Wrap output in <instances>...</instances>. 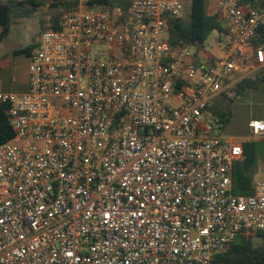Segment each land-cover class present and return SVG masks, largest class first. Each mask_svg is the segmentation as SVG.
<instances>
[{
	"label": "built area",
	"instance_id": "built-area-1",
	"mask_svg": "<svg viewBox=\"0 0 264 264\" xmlns=\"http://www.w3.org/2000/svg\"><path fill=\"white\" fill-rule=\"evenodd\" d=\"M216 1V55L169 46L179 0L81 5L42 31L28 90L0 92L14 132L0 144V264H211L240 231H264V170L251 194L231 192L242 143L209 110L236 72L264 73V7ZM249 130L264 140V119Z\"/></svg>",
	"mask_w": 264,
	"mask_h": 264
},
{
	"label": "trees",
	"instance_id": "trees-1",
	"mask_svg": "<svg viewBox=\"0 0 264 264\" xmlns=\"http://www.w3.org/2000/svg\"><path fill=\"white\" fill-rule=\"evenodd\" d=\"M55 1L62 7V13L75 9L80 5L78 0ZM242 2L255 7H264V0H242ZM107 4V0H88L84 3L87 7H102ZM37 5L36 0H0V43L8 35L14 20L28 16L31 10H36ZM122 11L125 13L127 8ZM61 14L50 20L53 29L57 28V22ZM165 31L167 42L171 48L188 45L198 53L204 51V43L207 37L212 32H222V29L216 16L206 14L204 0H192L188 20H184L180 16L168 15ZM253 45L255 47L264 46V26L259 30ZM33 48L34 44L13 51L12 55L28 58ZM262 76V79H264V75ZM244 82L245 79H242L235 83L234 90L236 94L243 88ZM232 86L228 87L219 96L223 95ZM209 110L224 121L229 113L228 103L219 106L215 98L209 106ZM13 137L14 132L7 115V104L0 102V144L12 140ZM242 149L241 160L235 162L232 166L231 192L236 195L252 193V183L257 176L260 162L264 160V140L244 142L242 143ZM256 240L259 242L257 243ZM211 264H264V231H240L227 249L214 255Z\"/></svg>",
	"mask_w": 264,
	"mask_h": 264
},
{
	"label": "rangeland",
	"instance_id": "rangeland-1",
	"mask_svg": "<svg viewBox=\"0 0 264 264\" xmlns=\"http://www.w3.org/2000/svg\"><path fill=\"white\" fill-rule=\"evenodd\" d=\"M183 2L186 12H188L191 0H183ZM61 11L62 7L52 9L50 12L36 9L31 10L28 16L14 20L8 35L0 43L1 62L2 58H6L11 63L9 68L0 66V79L6 88L11 89L5 93H24L22 89L24 87L19 82L24 78V73L20 68H16V63H22L25 58L24 56L14 57L13 51L35 45V41L42 31L48 28L49 20L61 14ZM214 39L215 33L212 32L205 42L210 44L213 43ZM262 75L264 73L261 71H254L250 74L236 72L233 86L223 95L217 97L216 101L219 106L228 103L229 113L224 119L225 127L221 132L224 138H233L239 143L249 142L250 120L264 118V79H262ZM13 76L17 79L16 82L11 81ZM242 79H245L243 88L236 94L234 85ZM260 167H264V160L260 162ZM256 242L259 241L256 240Z\"/></svg>",
	"mask_w": 264,
	"mask_h": 264
},
{
	"label": "crops",
	"instance_id": "crops-1",
	"mask_svg": "<svg viewBox=\"0 0 264 264\" xmlns=\"http://www.w3.org/2000/svg\"><path fill=\"white\" fill-rule=\"evenodd\" d=\"M1 1H5V0H1ZM36 1L38 3L36 9H41L45 12H50L52 9H56V8L59 9L61 7L60 5H58L57 1H55V0H36ZM78 1L80 4L79 6H81V5H84V3L88 0H78ZM179 1L183 5V10L181 12L180 17L184 20H188L192 0H191V4H190L188 12H186V8L184 6L183 0H179ZM107 2H108L107 5L102 6V7H97V8H100L102 10H110V11H112V10H121L122 11L123 9L129 8L131 0H107ZM204 5H205L206 14L209 16H216L217 20L220 23L221 29H222V32H220V33L213 32V33H215V39H214L213 43H210V44H206V42L204 43V50L206 52H209L210 54L216 55V54H218V51H219L220 39L224 35L225 27H226L224 12H223V9L218 5L216 0H214V1L204 0ZM51 25L52 24L49 20L47 27H50ZM24 58L25 59L22 63H20V62L16 63V68H18V69L20 68L24 73V78L21 79L19 82H21V85L24 87V88H22L23 92H26L28 90V68H27V65H28L29 57L28 58L24 57ZM0 66L9 68L11 66V63L6 58H2V62L0 60ZM14 66H15V64H14ZM248 74H250V73H248ZM13 77H12V79H13ZM12 79H11V81L14 82ZM233 83L234 82L232 80L229 84V87L232 86ZM10 90H9V88L5 87V85L3 84V82L0 79V92L5 93V92H8ZM216 99H217V97H216ZM253 119H264V118H253ZM253 119H251V120H253ZM226 139H233V138H226ZM233 140H235V139H233ZM248 140L249 141L252 140L250 137V130H249ZM263 170H264V167H259L257 176L255 178L260 177Z\"/></svg>",
	"mask_w": 264,
	"mask_h": 264
}]
</instances>
